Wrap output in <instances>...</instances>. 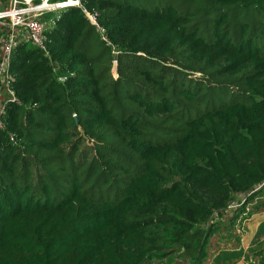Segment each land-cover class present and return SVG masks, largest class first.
<instances>
[{
    "label": "trees",
    "instance_id": "obj_1",
    "mask_svg": "<svg viewBox=\"0 0 264 264\" xmlns=\"http://www.w3.org/2000/svg\"><path fill=\"white\" fill-rule=\"evenodd\" d=\"M150 1L77 0L42 13L46 54L13 48L0 264H204L214 214L264 212V0Z\"/></svg>",
    "mask_w": 264,
    "mask_h": 264
},
{
    "label": "built area",
    "instance_id": "obj_2",
    "mask_svg": "<svg viewBox=\"0 0 264 264\" xmlns=\"http://www.w3.org/2000/svg\"><path fill=\"white\" fill-rule=\"evenodd\" d=\"M64 7H79V5L77 0H66L55 4H50L49 0H9L8 8L0 12V130L4 128L7 106L18 104L9 81V63L13 48L17 42L24 40L46 54L43 43L44 25L39 21L40 17L44 12ZM81 12L90 24L97 27L94 15ZM9 140L14 143L11 134Z\"/></svg>",
    "mask_w": 264,
    "mask_h": 264
},
{
    "label": "rangeland",
    "instance_id": "obj_3",
    "mask_svg": "<svg viewBox=\"0 0 264 264\" xmlns=\"http://www.w3.org/2000/svg\"><path fill=\"white\" fill-rule=\"evenodd\" d=\"M148 1L149 4H152V1ZM156 1L163 2L162 0ZM8 4L9 0H0V12L8 8ZM137 4L142 3H135V5ZM54 13H56V10L54 11ZM96 32L97 35L101 36L98 31ZM99 46L97 47L96 56L99 57L100 66L102 64L106 66L107 60L110 57L109 52L106 51L103 46ZM112 73H114V69L112 70ZM113 76H115V74ZM240 202L242 203V200L239 197L237 198V201H235V203H232L226 211L214 214L213 218L211 219V222L212 224H214L213 226L217 228V231L214 232V234L208 241V255L204 264H209V260L216 253L220 251L231 252L232 250L234 252H237L239 250L240 256L238 258L235 257L230 259L228 264H253V257L251 255V252L259 250L258 248L261 246L264 248V235L259 240L255 242L252 241L257 225L264 222V212L252 215L247 214V211H250L252 209L251 206L254 205L255 201H252L248 206L245 207L244 210L247 211H243V216L246 217V219H242L240 218L241 216H239L238 218L234 219L233 223H228L227 217L229 215H232L233 210H235L236 208H241ZM251 249L253 251L249 252V250ZM184 260L185 258L180 255L178 256L170 254L162 260H153L148 264H189Z\"/></svg>",
    "mask_w": 264,
    "mask_h": 264
}]
</instances>
